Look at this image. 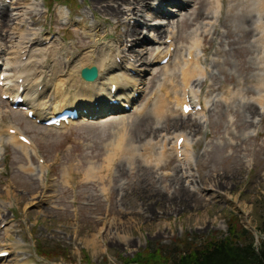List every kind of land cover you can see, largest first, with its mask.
<instances>
[{
  "label": "rangeland",
  "instance_id": "rangeland-1",
  "mask_svg": "<svg viewBox=\"0 0 264 264\" xmlns=\"http://www.w3.org/2000/svg\"><path fill=\"white\" fill-rule=\"evenodd\" d=\"M189 1L183 4L178 0L185 6L183 17L175 6L163 0H148L138 21L134 17L123 19L126 24L137 25L145 36L137 50L144 46L164 51L171 37L174 44L170 51H175L168 71H161L162 56L154 54L147 56L142 65L137 64L138 71L143 72L135 77L142 85L130 112L82 118L66 128L51 130L40 123H30L25 114L13 111L1 100L0 88L1 130L14 127L36 147V155L29 152L26 158L19 149L8 145L6 134L0 137V205L7 217L0 220V252L5 249L11 253L0 264H125L146 248L168 250L173 246L182 248L185 242L193 243L195 239L220 238L227 234L230 224L246 229L255 245L264 241V106L258 110L255 107L257 114L253 119L243 117L239 123L248 119L253 124L246 123L239 129L233 124L238 119L236 113L243 115L242 108L234 105L233 110H227L222 105L225 91L239 90L233 87L235 81L242 84L243 90L264 84V52L256 63L260 51L256 52L252 39L235 32L233 46L225 35L211 46L201 44L208 49L207 54L200 56L207 75L204 86L195 90L201 104L206 103L207 111L200 118L190 116L186 120L202 121L198 134L189 133L184 127L174 128L178 121L174 117L167 123L149 114L143 120H135L138 110L149 99L153 101L152 94L160 84L168 77L175 78L174 84L178 81V70L190 45L184 39L193 30L186 26V19L199 4L198 0ZM15 3L0 0V8L12 4L8 13L14 15L17 8L27 6ZM28 4L38 12L39 24L31 25L27 16L24 26H12L2 36L14 33L17 37L32 30L39 38L57 41L74 58L90 47L84 43L88 38L86 29L97 27L102 32L95 45H116L124 32L123 25L117 27L115 20L92 10L90 0H29ZM65 4L68 9L62 6ZM160 11L167 17L155 16ZM157 26H165V32L160 42H153ZM130 45L129 40L127 48ZM133 73L129 75L134 76ZM210 88L215 91L210 93ZM50 91L42 99L41 109L51 115L54 104L49 99L53 88ZM259 95L264 96V91L245 95L243 100L253 103ZM123 118L125 127L115 121ZM156 127L158 132L152 134ZM175 132L185 135L192 145L185 166L182 157L171 150L174 141L170 138ZM163 140L169 156L166 161L160 159L159 153ZM110 151L115 162L106 165ZM28 165L36 170L42 167L43 171L29 175L20 170ZM90 166L101 167L98 172L104 178L103 185L83 179ZM64 174H69L66 185ZM206 180L220 181L223 186L218 191L224 195L216 196L210 190L197 193ZM7 188L16 198L6 197ZM185 190L194 193V198L187 200L184 208L179 202L186 199ZM145 191H149L148 196L157 193L161 201H147L144 198L148 196L139 198ZM142 203L150 205L146 213L140 209ZM152 215L154 218L146 219ZM39 251L57 257L49 260Z\"/></svg>",
  "mask_w": 264,
  "mask_h": 264
},
{
  "label": "bare ground",
  "instance_id": "bare-ground-1",
  "mask_svg": "<svg viewBox=\"0 0 264 264\" xmlns=\"http://www.w3.org/2000/svg\"><path fill=\"white\" fill-rule=\"evenodd\" d=\"M163 1L169 3V5L175 6L180 12V17L184 16L182 12L185 11V6L180 4L178 0ZM15 2V5L26 4L27 6L24 8H17L16 14L14 15L8 13V9L12 4H10V6H1L0 8V43L6 47L5 49L0 44V64H3V69H1V71L3 74L6 73V84L3 89V95H15L21 90V92L24 93L26 102L31 106H29V111H33L35 114V119L43 121V119L46 120L48 118L47 116L50 115V113H45L41 109V101L48 97L51 88L54 90L53 93L50 94L49 99L54 104L52 116L65 108L85 109L88 111L87 114H89V116L99 115L113 109H107V104L111 100H123L125 104L133 105V102L135 103L133 93H140V86L142 85L140 83L141 81L136 79V77H140L139 74L143 72L138 71L136 68L137 64L142 65L149 55L154 54L155 57L162 56L159 62L166 56L171 55L169 49L173 47V38L168 37L171 43L163 48L165 49L164 51L156 52V50L146 49L144 46H141L139 50H137L138 48L136 49V47L143 43L141 39H145V36L142 30L140 31L138 29L137 25L134 24L131 26L123 22V19L132 20L133 17L138 21L139 16H141V9L144 10L149 5L148 0H90L92 10H97L105 18L109 17L115 20L117 27L123 25L124 32L118 36V44L116 45L111 42L100 45L96 43L95 45L96 40L102 38V32H100L97 27L85 28L88 38L85 39L84 43L90 45V47L88 46L89 48H87L85 52L77 54L74 58L71 56L72 53H66L64 46L57 43V41L49 40V38H39L32 30H28L26 35L18 34L17 37L14 36V33L2 36L4 30L10 29L12 26L15 28L24 26L27 16H29L28 18L31 25L39 24V20H36L39 14L32 8L33 5L28 4L29 0H15ZM182 2L185 4L190 1L182 0ZM198 2V7L193 10L190 18L186 19V21H189L186 23V26L188 28H193V30L184 39L185 41H190V45L186 49L187 54L184 60H182L183 63L178 70L179 75L177 83H173L175 78L168 77L165 83L160 84L157 90L152 94L154 100L150 102L149 99L141 110H138L135 120H143L147 117L146 115L149 114L152 115L155 120H165L167 123L172 121L170 118L174 117L176 119L178 118V121L174 124V128L184 127L189 133L192 132L193 134H198L201 131L200 126L202 125V121L200 123L191 120L190 123H187L186 120L189 119V116H185L182 110L188 96H191V99L196 100V105L202 106L201 111L195 114L196 118H200L207 111L206 103H199V94L198 91L195 90L196 88L200 90L204 86L203 80L207 75L203 67V62L200 60V56L207 54L208 49L205 47L202 48V43H207L211 46L215 40L225 35V38L229 41L228 44L233 46L236 43L234 33L239 32L241 36L245 35L254 41L252 45L255 44L256 52L260 51L255 57L256 63H259L257 61L258 59L260 60V54L264 52V0H198ZM208 6L212 7L209 9ZM155 16L163 17L165 14H163V12H158ZM209 19H213L214 21L211 23L208 22L207 24L203 23ZM164 27L165 26L156 27V37L152 39L153 42H160V40H162L163 33L165 32ZM237 28L238 31H236ZM129 40L131 45L127 48ZM43 42L47 43L43 44ZM257 43H259V47H257ZM71 58L72 60H70ZM64 59L66 60L64 61ZM117 60H119V64ZM49 62L50 65L48 64ZM91 66H95L98 70V80L94 83H85L79 78L80 71ZM170 66L171 63L165 65L161 71H168ZM128 71H133L136 77L130 76L127 73ZM19 79L22 80L21 84L18 83ZM43 82L46 83L42 85L40 91H37V88ZM113 85L116 91L112 95L111 89ZM233 87L239 90L234 93L229 90L225 91L222 105H224L227 110H233L234 105H238L242 108L243 115L241 116L239 113H236L238 119L233 124L234 127L242 129V125L246 123L247 125H252L253 123L251 120L248 121V119H246L243 124L239 123V121H242L243 117L253 119L257 114L255 107H257L258 110L259 108L262 109L264 106V96L262 95L257 96L253 103L246 100L244 101L243 96L253 95L254 92H260L262 90L264 91V84H256L253 90H243L242 84L235 81ZM128 90H132L129 96L126 95ZM212 91L214 92L215 89L210 88L209 92L211 93ZM95 103L98 104V111L94 109ZM123 105V103L120 105V111H123ZM178 109L180 113L177 115ZM115 121L125 127L126 121L124 118L122 120L116 119ZM1 129L2 127H0V137L3 134H7L8 145H12L14 148L19 149L26 158H29V152L33 155L36 153L34 144L31 143L27 146L21 143L19 141L20 137L16 132L13 135H9V131L10 129H14L13 127L10 126L4 129V131ZM49 129L55 130L56 128ZM59 129H63V127ZM158 130L159 128L156 127L155 130H151V133L156 134ZM118 138L122 139L120 136ZM179 138L183 139L180 149L177 147V140ZM170 139L174 141L171 150L176 155H181L182 164L185 166L192 145H190L188 138L182 133L178 134L175 132ZM166 140L160 143L159 153L162 161L169 159L166 149ZM1 146L2 144L0 141V147ZM114 157L112 151H110L106 159V165L115 162ZM126 159H129V157H126ZM90 167L91 168L83 174V179L103 185L104 178H102L100 172H98L101 167ZM20 170L29 175H35L36 172L39 173L43 171L42 167L36 170L33 169L31 165L26 167L23 166ZM68 173L70 174V172ZM69 174H64L62 176L64 185L68 182L67 179ZM182 177L183 176H181V178ZM201 185L203 187H199L197 193H204L210 190L213 191V194L216 196L224 195L218 191V188L223 186L220 181L206 180L202 182ZM4 192L6 197L14 196L16 198L8 188ZM104 193L105 190H102L101 194L103 195ZM189 193V191L185 190L184 195L186 199L179 202L184 208L186 207L187 200L194 198V193L193 195ZM148 194L149 191H145L139 194L138 197L143 198L144 196H148ZM155 198L157 199V203L161 201L157 193L149 195L144 199L151 201ZM149 206V204L142 203L140 209L143 213H146ZM182 206L179 208L182 209ZM3 207V205H0V220L5 221L7 217L4 216ZM9 207L11 206L9 205ZM149 218H154V216L146 217L147 220ZM4 251L11 254L8 250L4 249ZM0 262H3V260H0Z\"/></svg>",
  "mask_w": 264,
  "mask_h": 264
},
{
  "label": "trees",
  "instance_id": "trees-1",
  "mask_svg": "<svg viewBox=\"0 0 264 264\" xmlns=\"http://www.w3.org/2000/svg\"><path fill=\"white\" fill-rule=\"evenodd\" d=\"M261 228L264 232V223ZM183 246L168 250L146 248L125 264H264V241L255 245L253 236L237 224L228 225L227 234L220 238L195 239ZM38 254L46 259L57 257L42 251Z\"/></svg>",
  "mask_w": 264,
  "mask_h": 264
},
{
  "label": "water",
  "instance_id": "water-1",
  "mask_svg": "<svg viewBox=\"0 0 264 264\" xmlns=\"http://www.w3.org/2000/svg\"><path fill=\"white\" fill-rule=\"evenodd\" d=\"M81 78L84 81H94L97 78V70L96 68H86L81 71Z\"/></svg>",
  "mask_w": 264,
  "mask_h": 264
}]
</instances>
